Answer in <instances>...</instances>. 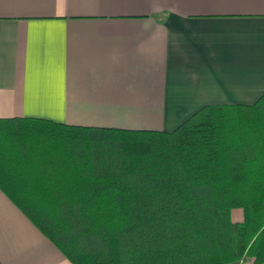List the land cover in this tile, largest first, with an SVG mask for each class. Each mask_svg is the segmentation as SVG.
Segmentation results:
<instances>
[{"label":"trees","instance_id":"16d2710c","mask_svg":"<svg viewBox=\"0 0 264 264\" xmlns=\"http://www.w3.org/2000/svg\"><path fill=\"white\" fill-rule=\"evenodd\" d=\"M0 189L72 264H264V95L172 132L0 119Z\"/></svg>","mask_w":264,"mask_h":264},{"label":"crops","instance_id":"0c3cea01","mask_svg":"<svg viewBox=\"0 0 264 264\" xmlns=\"http://www.w3.org/2000/svg\"><path fill=\"white\" fill-rule=\"evenodd\" d=\"M263 95L264 0H0V119L172 132ZM0 264H72L1 189Z\"/></svg>","mask_w":264,"mask_h":264},{"label":"rangeland","instance_id":"374dc122","mask_svg":"<svg viewBox=\"0 0 264 264\" xmlns=\"http://www.w3.org/2000/svg\"><path fill=\"white\" fill-rule=\"evenodd\" d=\"M238 213V212H237ZM238 214H241V212L239 211V213ZM233 216V215H232ZM233 218V217H232ZM234 220V219H233ZM235 221V220H234ZM240 262H242V264H247V261H246V259H243V261L241 260ZM240 262H238V263H240Z\"/></svg>","mask_w":264,"mask_h":264},{"label":"built area","instance_id":"2783aa9c","mask_svg":"<svg viewBox=\"0 0 264 264\" xmlns=\"http://www.w3.org/2000/svg\"><path fill=\"white\" fill-rule=\"evenodd\" d=\"M239 264H242V262H240Z\"/></svg>","mask_w":264,"mask_h":264}]
</instances>
